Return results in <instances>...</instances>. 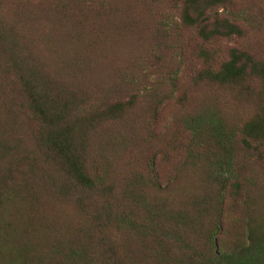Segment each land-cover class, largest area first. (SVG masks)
I'll return each mask as SVG.
<instances>
[{"label": "rangeland", "instance_id": "rangeland-1", "mask_svg": "<svg viewBox=\"0 0 264 264\" xmlns=\"http://www.w3.org/2000/svg\"><path fill=\"white\" fill-rule=\"evenodd\" d=\"M177 1L0 0L1 17L14 18L66 93L124 104L86 136V166L103 192H63L13 78L0 72L1 261L85 264L78 256L94 252L89 264H100L91 227L120 264H190L213 253L264 264V157L244 152L239 137L256 99L197 76L230 48L264 62V0H231L223 13L243 33L210 44L181 26ZM103 210L108 220L93 229Z\"/></svg>", "mask_w": 264, "mask_h": 264}, {"label": "trees", "instance_id": "trees-1", "mask_svg": "<svg viewBox=\"0 0 264 264\" xmlns=\"http://www.w3.org/2000/svg\"><path fill=\"white\" fill-rule=\"evenodd\" d=\"M230 2L231 0H178L179 22L182 27L193 30L196 37L205 44L217 39L239 37L243 33L241 26L234 17L223 13ZM201 55L208 58L206 50H202ZM0 72L13 78L12 83L22 97L21 106L35 120L37 126L33 136L34 144L45 161L53 162L59 176L65 180L67 185L60 189L67 192L69 184H72V188L82 194L100 195L103 188L86 166V136L96 124L116 117L123 110L124 104L119 101L107 102L104 98L98 102L93 98L89 102L88 98H82L83 95L76 98L74 94L66 93L33 53L26 33L19 24L13 17L5 20L1 15ZM197 76L199 80L220 86H239L246 95L250 91L253 93L257 105L240 127V145L250 156L257 159L264 157V62L246 51L230 48L225 60L216 65L205 64ZM250 82L256 84L254 91L250 88ZM231 185L233 190H238L239 181L235 180ZM82 198L88 199L85 195L79 196L77 204L80 206L84 205ZM105 219L108 220L106 210L101 214L95 212L92 220L96 226L93 229L98 227L99 221ZM86 233L94 251L99 252L100 264H120L111 247L112 243H102V237L93 234L91 227L86 229ZM3 242L0 236V254L3 252ZM160 246L157 244L159 249ZM207 246L214 251L216 244L213 236L208 238ZM182 249L189 252L190 246L183 245ZM247 250L249 249H244ZM92 254L94 252H82L78 257L89 264ZM213 254L212 258L204 259H192L189 256L188 261L190 264H221L223 261L232 263L229 258ZM0 264L26 263L8 258L0 260Z\"/></svg>", "mask_w": 264, "mask_h": 264}]
</instances>
